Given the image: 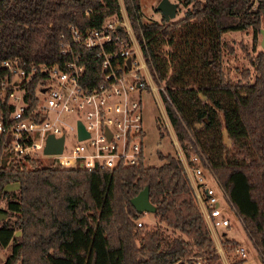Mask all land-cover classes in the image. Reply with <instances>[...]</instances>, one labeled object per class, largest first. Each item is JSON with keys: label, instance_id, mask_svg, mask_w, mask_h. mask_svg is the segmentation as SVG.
I'll use <instances>...</instances> for the list:
<instances>
[{"label": "trees", "instance_id": "16d2710c", "mask_svg": "<svg viewBox=\"0 0 264 264\" xmlns=\"http://www.w3.org/2000/svg\"><path fill=\"white\" fill-rule=\"evenodd\" d=\"M121 1L178 147L217 180L264 263V53L255 49L264 0H179L188 8L173 22H143L140 0ZM110 16L119 17L117 0H0V62H58L61 35ZM230 31L251 35L252 54L239 45L248 68L237 80L221 62V48L232 53L221 40ZM10 110L0 106V247L9 250L1 264H220L178 159L157 152L159 166L141 158L92 171L19 161L9 150ZM144 188L151 226L130 204Z\"/></svg>", "mask_w": 264, "mask_h": 264}, {"label": "built area", "instance_id": "2783aa9c", "mask_svg": "<svg viewBox=\"0 0 264 264\" xmlns=\"http://www.w3.org/2000/svg\"><path fill=\"white\" fill-rule=\"evenodd\" d=\"M58 54L59 61L51 64L25 63L18 57L0 62V106H11L6 119L11 157L40 162L50 158L48 164L65 171L138 165L143 157L140 101L136 95L149 90L157 95L161 88L152 86L129 24L120 15L82 32L69 28L67 38L59 37ZM88 66L96 70L91 80L86 76ZM29 85L32 97L25 101ZM78 124L85 138H78ZM2 129L0 119V133ZM49 135L53 139L62 137L59 153L43 154ZM66 136L72 138L68 143ZM185 160L180 162L194 204L210 235L220 242L223 239L218 231L228 228L229 221L219 210L215 192L228 205L227 199L196 157ZM207 180L213 182L214 189ZM231 252L230 264H247L248 254L242 245Z\"/></svg>", "mask_w": 264, "mask_h": 264}, {"label": "rangeland", "instance_id": "374dc122", "mask_svg": "<svg viewBox=\"0 0 264 264\" xmlns=\"http://www.w3.org/2000/svg\"><path fill=\"white\" fill-rule=\"evenodd\" d=\"M159 0H140V10H141V20L144 21H155L159 22L161 19V15L159 12L155 10V6ZM119 5V17H123L125 21L128 23L124 6L121 0H117ZM171 3H175L177 5L175 16L170 19V22L175 21L180 18L183 12L188 8V6H184L181 4L179 0H169ZM264 29V25L263 28ZM134 37V36H133ZM251 35L250 31L246 32H238V31H230L225 32L221 35V40L227 43L232 48V53H229L225 49L221 48V62L224 66L228 67L230 70V76L232 79L237 80L239 77V72L248 68V63L243 57V53L239 48V45L244 46L245 51L251 53ZM259 39L258 36L257 42L255 44V49L259 48ZM255 50V51H256ZM252 54V53H251ZM149 73V72H148ZM152 82V81H151ZM152 86L158 89L159 87L155 86L152 83ZM153 88V89H155ZM154 91V90H153ZM152 90L141 92L136 95V99L140 101V114H141V128H142V163L144 166H159L162 161L157 158L156 153L159 152L162 155L169 154L170 156L178 159L183 162V158L185 160L183 152L178 147L175 137L174 131L169 124L167 117L165 115L162 103L160 101L159 91L157 90V95ZM72 138L70 136H66L65 143H68ZM224 143L227 144L228 141L225 139L223 134ZM50 158H45L41 164H48ZM186 161V160H185ZM206 184L212 189L215 188L213 182L210 180L206 181ZM16 185L9 184L5 187L7 190L15 189ZM217 199L219 200L220 212L225 216V218L229 221V227L226 229H219V238L231 240L236 243V245H242L248 254V262L247 264H262L258 255L257 250L253 247L249 239L246 237L241 224L234 212L228 207L227 203L223 200V198L216 191ZM0 208H3V201L0 200ZM5 217L0 214V220H3ZM202 219V218H201ZM142 223H145L149 226L157 224V221L153 218L150 213H143L142 218L140 219ZM203 221V220H202ZM204 223V222H203ZM205 225V224H204ZM207 230V234L212 240L214 244V248L216 250L217 262L220 264H230L232 262V252L223 248L221 241L218 242L214 240L210 235L207 226L205 225ZM220 232L224 233V236L220 235ZM14 234H18L15 232ZM8 248L0 247V264L4 260L5 256L8 254Z\"/></svg>", "mask_w": 264, "mask_h": 264}, {"label": "water", "instance_id": "95a60500", "mask_svg": "<svg viewBox=\"0 0 264 264\" xmlns=\"http://www.w3.org/2000/svg\"><path fill=\"white\" fill-rule=\"evenodd\" d=\"M177 5L169 2V0H159L155 6V10L160 13L164 21H169L175 16ZM259 48L264 53V29L259 30ZM78 138H85L87 135L82 131L81 126L78 124ZM62 137L53 139L50 135L45 140L43 154H56L61 150ZM130 204L137 213H152L153 207L148 201L147 189L139 191L135 197L130 199Z\"/></svg>", "mask_w": 264, "mask_h": 264}]
</instances>
